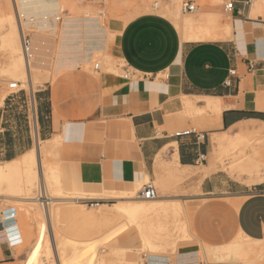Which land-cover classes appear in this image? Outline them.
Masks as SVG:
<instances>
[{
  "label": "crops",
  "instance_id": "0c3cea01",
  "mask_svg": "<svg viewBox=\"0 0 264 264\" xmlns=\"http://www.w3.org/2000/svg\"><path fill=\"white\" fill-rule=\"evenodd\" d=\"M202 8L230 14L233 36L185 41L171 19L154 13L111 19L101 47L125 60L130 78L79 65L53 68L36 91L29 85L31 94L23 88L0 102V164L39 137L57 141L54 158L62 153L75 170L74 187L88 192L129 189L147 173L153 182L173 169L174 179L189 178L195 192L180 197L194 203L193 242L179 248L175 264H202L206 246L242 235L264 245V19L251 18L241 2L231 11L224 2ZM191 128L200 137L175 135ZM12 249L0 242V264L12 262Z\"/></svg>",
  "mask_w": 264,
  "mask_h": 264
},
{
  "label": "bare ground",
  "instance_id": "6f19581e",
  "mask_svg": "<svg viewBox=\"0 0 264 264\" xmlns=\"http://www.w3.org/2000/svg\"><path fill=\"white\" fill-rule=\"evenodd\" d=\"M77 1L78 0H8L12 9L7 13L1 12L0 14V22L2 23L0 24V31L5 27L3 31H1V34L12 52L6 68L7 74L17 79L19 82H28L31 87H34V76L39 77L40 74L53 68H67L81 63L87 50H99L103 53L102 55L105 58H111V55L107 54L101 47V36H103L102 34L106 31L105 29H107L101 22V7L96 5L95 7H78ZM160 1L161 0H154L153 7L155 9H161L162 3ZM183 1L184 0H167V6L174 7L173 10L169 11L170 19L173 21L183 40L199 41L231 38L233 36L232 21H221L218 15L215 14L218 10L207 9V13L203 16L190 18L182 17L179 13L184 12L182 10ZM204 1L212 6H217L223 3L224 0ZM164 2H166V0H164ZM140 5L142 7L144 6V8L151 6L148 0H140ZM63 6L71 7V11L68 13L67 11H63ZM199 9L200 7L198 10ZM60 13L64 17L62 22L57 21ZM249 16L254 19L259 18V16H264V0H253ZM22 28L25 32L29 31L33 33L36 54L30 64L27 63L22 53L20 40V38H22ZM110 37L111 36L108 38L110 39ZM4 99L5 97H1L0 101L3 102ZM56 142V140L42 141L38 137L35 147L14 160L0 164V197L10 198L22 204L19 206V209L13 205L3 209L1 208L3 206H0V211L2 210L0 212V226H2L0 234L3 236V241L9 242L12 248H16L18 245L22 244L25 241L26 232L23 233L21 228L24 226L25 229L29 224L23 223V221L21 222L20 212L24 211L26 216L41 214V210H39L38 207V204H40L42 213L45 214L46 219L38 224L39 234L37 244L39 245L48 236V258L54 257V263L51 262L47 264H100L95 263L90 255L97 251V246L100 245L102 240H105L109 245L114 243L120 235L123 225L114 227L106 234H101L98 237L74 239L67 235V237L62 238V235L65 233L62 235L60 234L56 225H53L52 218L55 215L59 216L62 210H66L61 208L65 206L69 207L70 211H72L76 217H79L83 222H88L92 226L95 224L96 220L99 221L105 217L123 216L125 214L132 217L134 220L142 219L145 221L141 224L139 233L144 244H147L154 252L147 255L148 259L145 264H165L163 260L168 257L155 252L160 247L164 246L163 243L154 242L151 238V232H147L142 226L144 225V227H147V225H150L153 215L165 213L177 214L182 212L183 206L179 199L162 198L158 195L155 198H145L140 195L139 197L137 196L136 187L141 183V180H135L133 184L134 187L129 189V195H124V193L122 194L118 190H103L104 192H101L102 194L111 193L112 195L110 198L116 199V201L110 205L100 203L97 205L99 207L87 211L82 206L83 204L78 202L77 199H93L97 197L79 196L77 192L74 195L65 189V176L62 174L61 169H59L57 164L56 167H53V163L48 160L49 155L54 157V153L52 152L55 151L53 149H55L57 145ZM41 143L44 145H41ZM53 161L57 162V159L54 158ZM60 163L59 161V164ZM252 163L255 162L252 161ZM178 173L179 169H173L168 174L176 178L178 177ZM144 180L151 181L148 173L144 175ZM37 185L40 194L39 196H37V194L35 197L33 194H36L35 188ZM141 189L142 188H140V190ZM140 190L138 192H140ZM106 198L110 199L105 196L101 197V199ZM107 207L109 209H106ZM54 224H58V222L55 221ZM30 225L32 226V224ZM67 227H69V225ZM64 229H66V227ZM187 231L188 228L184 227V232ZM82 232L84 233L85 231L82 230ZM248 242H252L253 245H250ZM261 242L260 240L242 235L224 246H210V248L214 249L207 251L208 253H206V255L208 260L216 264H237L239 259L250 256L256 252L257 248L255 245ZM37 244L34 245V247L32 246L31 264H42L41 259L44 256L47 259L45 252L35 247ZM216 249L219 251L217 252ZM61 254L63 255L62 262L60 260ZM175 256H177L178 260L181 258L179 253H176ZM189 256H187V258ZM190 260L193 261V259ZM186 261L187 259L185 262ZM101 264H104L103 261Z\"/></svg>",
  "mask_w": 264,
  "mask_h": 264
},
{
  "label": "rangeland",
  "instance_id": "374dc122",
  "mask_svg": "<svg viewBox=\"0 0 264 264\" xmlns=\"http://www.w3.org/2000/svg\"><path fill=\"white\" fill-rule=\"evenodd\" d=\"M195 1L198 3V5H202V6L209 4V3H206L204 0H195ZM148 2L151 6L146 7V8L140 5V0H104L102 4H93V3L86 2L84 0H78L77 4L79 5L78 7H83V6L84 7L86 6L95 7V5L100 6L101 7L100 17H101V22L103 24H104V21L108 22L109 20L116 19V18L123 19L128 23L131 20L143 14H148V13H154L164 18L170 19L169 11L173 10L174 7L167 6V0L166 2H164V0L160 1L162 3L161 9H155L153 7L154 0H148ZM252 3H253V0H251L249 7H251ZM204 8H206V6ZM204 8L200 7V9L197 12H180L179 14L185 18L203 16L207 13V9H204ZM10 9H12V6L9 4L8 0H0V14L1 12L7 13L8 11H10ZM63 11L65 12L67 11L68 13L71 11V7L63 6ZM215 14L218 15L221 21H232V17L230 14L224 15L221 11H216ZM60 16H61L60 22H62L64 20V17L61 13L59 14L58 17ZM259 17L264 19V16H259ZM0 24L2 23L0 22ZM4 28L5 27H3L1 31H3ZM1 31H0V98L6 97L8 93L11 92L12 89L9 87V84L11 82L18 81L17 79L11 77L6 72L8 61H9V58L12 52L9 46L6 44L5 40L3 39ZM26 33H30V35L33 38V33L29 31H27ZM102 54L103 53L99 50H94V51L87 50L85 52V56L83 57V61L73 66H77V65L82 66L84 69L92 72L93 74H96L97 70H95V64L100 63L101 71L107 70V71L114 72L116 74H122V75L125 74L123 66L127 64L124 59H119L113 56H111V58H105ZM131 71H133V69H131ZM52 75H53V69L52 71L49 70V71L44 72L43 74H40L39 77L34 76V81H35L34 91H36L39 88V86H42L43 82L51 78ZM21 86L22 88H25V90H27L28 94H31V88L28 82H21ZM207 113L208 112L206 111L194 112L193 114H189V116H193V117H197L198 115L205 116L207 115ZM31 120H32V113H31ZM194 126L199 128L198 125L196 124ZM41 145H44V144L41 143ZM35 146L36 144L34 145V147ZM60 150H61V147H60ZM231 152L232 151L229 152L230 155H232ZM229 154L223 155V157L220 160V163L222 164L223 167H226L227 162L230 160L228 159L230 158ZM162 158L167 159L166 154H163ZM55 159H57V162L53 161L54 157L52 155L48 156V160L51 163H53L52 166L56 167V164H57L59 169H61L62 174L65 176V189L68 192H71L74 195L77 192L79 196H96L97 198H101L104 196L108 198L111 197L112 195L111 193L96 194L93 192H88V191L81 190V189L74 187V184L76 183L75 181H77L75 170H73V168L70 167L69 163L65 162V159L62 153H58ZM59 161L61 162L60 164H59ZM152 181L155 187L157 188L159 197L179 199V201L182 203V206H183L182 212L177 213V214L175 213L166 214L165 213V214H159L155 216L153 215L150 221L151 224L147 225V227H144V225L142 226V228H145L147 232L148 231L151 232V238L154 242L163 243L164 246L160 247L158 249L159 251L157 250L155 252L156 253L158 252L157 254L170 257L172 259V264H175L176 257H177V256L175 257V255L176 253H178L179 248L185 244L193 242V237L191 235V230H190V214L194 206L193 205L194 203L191 201L182 200L180 195L190 194L191 191L192 192H195V191L187 187V183L189 182V178L187 177H185L182 180H177V179H174L172 176H170L168 173H166L165 176L160 175L157 180L155 178ZM148 182H151V181L143 180L136 187L137 196H139L138 191L140 190V188H142V186ZM124 185L125 184H116V183L112 184V186H124ZM133 187L134 185L131 186L130 188H133ZM38 189L39 187L37 185V187L35 188L36 194L35 193L33 194L35 197L37 194H38L37 196H39L40 194ZM129 189L119 190L117 188L116 190H118L122 194L124 193V195H129L130 194ZM115 201L116 199L106 198L101 203L110 205L114 203ZM11 205L16 206L19 209V206L22 204L10 198L0 197V206H3L1 207L2 209L8 206H11ZM82 206L87 211H91L94 208L99 207V206H90L86 204H83ZM38 207H39V210H41V214H34L32 216H26L24 211L20 212L21 222L23 221V223L25 222V223H28L29 225L28 226L26 225L27 227H25V229H24V226L23 228H21L23 233L26 232L25 241L22 244L18 245L16 248L13 247L12 250L14 253V257L12 258V262L7 263V264H31L32 263L31 250H32V246L34 247V245H36L38 242L37 241L38 234H39L38 224L39 222L44 221L46 219L45 214L42 213L41 205L38 204ZM61 208L66 209L67 211L62 210L61 211L62 213H60L59 216H56V215L53 216L52 220H53V225H56V228L60 231V234L61 235L63 233L66 234V235L63 234L62 238L67 237V235H69L68 237H71L74 239H84L85 237L87 238L98 237L101 234H106L110 229L114 227L123 225L122 231L120 235L118 236V238L114 241V243L109 245V243H106L105 240H102V242H100V245L97 246V251H95L94 254L90 255L92 260L95 261V263L101 264V262L103 261L104 264H145L148 259L147 255L154 253L153 250L147 244H144V242L142 241V237L139 233L141 224L145 222L142 219L134 220L132 217L124 214L123 216L117 215L115 217H109V218L105 217L99 221L96 220L95 224L92 226L88 222L86 221L83 222V220H81L79 217H76L72 213V211H70L69 207L65 206ZM106 209H109V208L107 207ZM55 221L58 222V224H54ZM30 224H32V226ZM68 225L69 227H67ZM63 226H65L66 229H64L65 227ZM184 227L188 228L187 232H184ZM0 229H2V226H0ZM82 230L85 232L83 233ZM48 239L49 238L47 236V238L44 239L39 245L37 244V246H35L40 251H44L45 255H47V259L45 256L42 257L41 259L42 264H47L51 262L54 263L53 256L48 258V247H47V244L49 243ZM0 242H3V236L1 234H0ZM248 243L250 245H253L252 242H248ZM255 246L257 248L256 252H254L250 256H246L244 258L239 259L237 264H258L264 258V245L261 243H257ZM211 249H214V248L207 249V246H206V252L201 253V257L203 258L202 264H214L213 261L208 260L207 255H206V253H208L207 251ZM216 251L218 252L219 250L216 249ZM60 260L61 262L63 260L62 254L60 256ZM263 261L264 259L261 262Z\"/></svg>",
  "mask_w": 264,
  "mask_h": 264
},
{
  "label": "built area",
  "instance_id": "2783aa9c",
  "mask_svg": "<svg viewBox=\"0 0 264 264\" xmlns=\"http://www.w3.org/2000/svg\"><path fill=\"white\" fill-rule=\"evenodd\" d=\"M86 2H91V3H103L104 0H85ZM224 5L226 11H231L234 9L236 2H241L244 5L248 6L250 5L251 0H224ZM199 7H202V5H198V3L195 0H184L182 3V10L184 12H196ZM20 17V16H19ZM58 21L61 20V16L57 18ZM21 48H22V53L27 61L28 64H30L31 60L34 59L35 54H36V49L34 45V41L30 33H26L24 29L22 28V38H21ZM101 65L100 63L95 64V70H100ZM125 74H123L126 78H130L134 72L131 71L130 67L127 65L123 66ZM254 65L251 64L250 69H253ZM231 73L234 74L235 70H231ZM9 87L12 89L11 93L13 92H18L22 90L21 82L19 81H13L9 84ZM198 134L200 137L199 132L195 128H191L188 130H183V131H178L175 133L176 136H182V135H189V134ZM203 136V135H202ZM139 195L145 198H155L158 195L157 188L153 184V182H148L145 183L142 187V189L139 192ZM78 202L90 206H97L101 202L104 201V199L101 198H78ZM1 212V211H0ZM1 216V213H0ZM19 234V233H18ZM11 246V244L9 243Z\"/></svg>",
  "mask_w": 264,
  "mask_h": 264
}]
</instances>
